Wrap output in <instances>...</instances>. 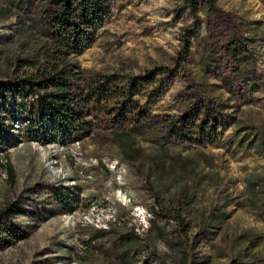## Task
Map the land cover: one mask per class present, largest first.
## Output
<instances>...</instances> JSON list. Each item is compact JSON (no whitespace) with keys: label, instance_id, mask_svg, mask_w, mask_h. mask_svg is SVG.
Returning a JSON list of instances; mask_svg holds the SVG:
<instances>
[{"label":"rangeland","instance_id":"obj_1","mask_svg":"<svg viewBox=\"0 0 264 264\" xmlns=\"http://www.w3.org/2000/svg\"><path fill=\"white\" fill-rule=\"evenodd\" d=\"M106 1L94 43L75 57L103 87L115 77L89 128L49 132L39 95L0 92V224L24 231L0 264H124L127 237L138 241L130 264H183L179 249L187 264H264V0H214L222 22L201 7L195 33L184 0ZM33 2L0 0V84L35 72L36 47L18 30ZM236 31L254 39L241 60L222 37ZM132 80L119 127L134 130L139 151L127 157L104 109Z\"/></svg>","mask_w":264,"mask_h":264},{"label":"trees","instance_id":"obj_2","mask_svg":"<svg viewBox=\"0 0 264 264\" xmlns=\"http://www.w3.org/2000/svg\"><path fill=\"white\" fill-rule=\"evenodd\" d=\"M26 3L27 0H19L21 7ZM184 3L195 17L196 23L189 25L187 29L192 33L198 29L197 12L201 7L206 9L209 19L222 22L223 16L220 14L222 11L217 8L214 0H184ZM2 10L3 15L10 12L9 7ZM108 11L109 5L106 0H34L31 9L24 10L25 13L18 15L20 18L18 30L36 47L32 62L35 72L30 77L20 78L15 85L1 83L0 92L5 94L7 90L13 88L12 92L21 98L28 93L39 95L41 124L52 117L49 132L64 131V134L70 137L71 132L77 133L89 128L90 121L86 117L93 114L90 108L92 104L96 102L100 104L109 97H115L107 88L115 77L106 79L103 87L102 79L88 76L75 69L77 66L75 57L94 43L95 33L103 26ZM237 31L224 34L222 37L226 53L234 59L241 60L244 56L251 55L254 39L240 40ZM256 34L264 42V26H261V30ZM184 45L185 52H189L188 42L186 41ZM18 62L19 66L27 63L26 59H20ZM135 86V80H132L128 90L123 91L124 101L114 108L104 109L107 119L118 127L126 120L127 114H130L128 107L135 94ZM0 135L4 140L3 131ZM111 137L122 155L131 157V154L138 153L133 129H128L127 126L119 127L111 131ZM10 175L13 177L11 170ZM13 206L14 209L9 210L14 214L22 212L18 205ZM176 217L180 218V211ZM4 230L9 235L0 238V249L10 246L13 240L24 237V231L12 228L7 230L0 224V235ZM106 235L107 232L103 229L96 231L97 238ZM137 245L138 241L132 237L120 241L117 253L122 263L130 264L131 250ZM179 252L180 261L187 264L188 253L182 249H179Z\"/></svg>","mask_w":264,"mask_h":264}]
</instances>
